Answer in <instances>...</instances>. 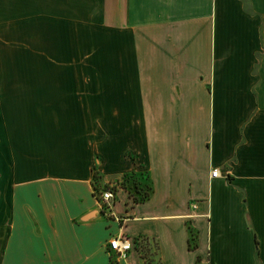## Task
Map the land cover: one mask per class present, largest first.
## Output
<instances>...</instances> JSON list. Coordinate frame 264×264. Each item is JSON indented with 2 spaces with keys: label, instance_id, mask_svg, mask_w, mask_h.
Here are the masks:
<instances>
[{
  "label": "crops",
  "instance_id": "crops-1",
  "mask_svg": "<svg viewBox=\"0 0 264 264\" xmlns=\"http://www.w3.org/2000/svg\"><path fill=\"white\" fill-rule=\"evenodd\" d=\"M95 171L152 192L118 187L121 225ZM118 234L112 264H264V0H0V264H111Z\"/></svg>",
  "mask_w": 264,
  "mask_h": 264
},
{
  "label": "built area",
  "instance_id": "built-area-1",
  "mask_svg": "<svg viewBox=\"0 0 264 264\" xmlns=\"http://www.w3.org/2000/svg\"><path fill=\"white\" fill-rule=\"evenodd\" d=\"M220 171L214 169L212 171V177H219ZM107 189H104L100 193V198L97 199L100 210L104 215L111 217L113 220L117 221L119 224H123L126 218L115 216L113 213V206L116 201V194L119 185L112 183L108 185ZM194 208V207H193ZM133 243L124 234H118L109 239L107 243V251L111 253L115 259V262L119 260H125L127 254L133 249Z\"/></svg>",
  "mask_w": 264,
  "mask_h": 264
},
{
  "label": "trees",
  "instance_id": "trees-1",
  "mask_svg": "<svg viewBox=\"0 0 264 264\" xmlns=\"http://www.w3.org/2000/svg\"><path fill=\"white\" fill-rule=\"evenodd\" d=\"M130 178H136V181H137V182H135V196H133L131 198L132 199V202L134 204H138V203H141V202H144L145 200H147L149 198L151 192H152V189H151L150 186L147 185L148 186L147 191L143 192L142 197L140 199H138L136 196L140 195V193L143 190L140 187L138 188V186H140L141 183H140V181H138V179H137L138 177H137V175L134 172L132 174L125 175L123 177L122 182H121L122 183L121 186L123 187V184L126 183V182H128ZM98 179H99L98 174L95 171L94 174H93L92 186H93V194L96 197V199L98 198L95 195V191L97 190L96 189V184H97ZM104 188H106V186H104ZM144 188H146V186ZM189 231H190V238H189V242H188V248H189V250H195L197 248V244L195 243V240L197 238V235H196V233L193 231V229L191 227H189ZM148 241L155 242V241L149 239L148 237H140V238H138L136 240V250L138 251V253L140 255V258L143 260V263H144V257H143L144 254L145 253H148ZM142 242H145V243H142ZM197 264H201L199 258L197 259Z\"/></svg>",
  "mask_w": 264,
  "mask_h": 264
},
{
  "label": "rangeland",
  "instance_id": "rangeland-1",
  "mask_svg": "<svg viewBox=\"0 0 264 264\" xmlns=\"http://www.w3.org/2000/svg\"><path fill=\"white\" fill-rule=\"evenodd\" d=\"M137 179L139 181V178H137ZM121 182H122V180L120 182H117V185H119V187L122 190L126 191L130 198L135 196V182H137L136 178H130L128 182L123 184L124 188L121 186L122 185ZM108 187L109 186L106 185V188H104V186L99 185L98 182H97V184H96V189L97 190L95 191V195L98 197L97 199L100 198L101 191L103 189H107ZM139 187L142 188L143 191L140 193V195L136 196L138 199H140L142 197L143 192L147 191L148 186L146 185V188H144V187H142L140 185V186H138V188ZM121 201H123L122 198H120V202ZM142 243H145V242H142ZM143 257H144V263L145 264H159L158 253H157V244L155 242L148 241V253H145ZM114 262H115V259L113 258L112 261H111V264L114 263Z\"/></svg>",
  "mask_w": 264,
  "mask_h": 264
}]
</instances>
